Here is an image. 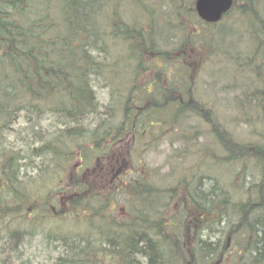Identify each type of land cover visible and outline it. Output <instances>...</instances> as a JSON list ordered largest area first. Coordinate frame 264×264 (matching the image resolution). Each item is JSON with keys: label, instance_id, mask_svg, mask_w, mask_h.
Returning <instances> with one entry per match:
<instances>
[{"label": "trees", "instance_id": "16d2710c", "mask_svg": "<svg viewBox=\"0 0 264 264\" xmlns=\"http://www.w3.org/2000/svg\"><path fill=\"white\" fill-rule=\"evenodd\" d=\"M205 62L246 75L243 99L264 118V0H234L216 24L194 0H0V217L18 218L6 236L21 244L40 220L63 218L41 233L52 264H264V129L246 142L222 129L194 91ZM192 117L221 154L199 153L175 185L111 158L134 132L196 136ZM20 120L23 147L10 140ZM43 156L79 164L69 187L65 176L38 179L48 186L35 198L23 170ZM206 161L214 173L200 170Z\"/></svg>", "mask_w": 264, "mask_h": 264}, {"label": "rangeland", "instance_id": "374dc122", "mask_svg": "<svg viewBox=\"0 0 264 264\" xmlns=\"http://www.w3.org/2000/svg\"><path fill=\"white\" fill-rule=\"evenodd\" d=\"M193 57L194 55L192 54L186 56V58ZM202 63L203 60L200 64ZM147 75V79H150V77L153 76V72L151 70L147 71L145 76ZM237 75L229 65L220 62H205L199 74L197 75V72H195L196 84L194 91L199 87L196 93V95H198L197 98H199L197 100L203 104L206 102L212 103L207 105L214 110L216 118L219 121L218 123L221 125L222 129H225L234 140L238 142L256 140L258 131L264 129V118L253 116L248 101L243 99V90L239 88L240 84L245 82L243 79L246 78V75L242 77H240L239 74ZM106 90L107 89L103 86L97 88L100 101L104 102L106 100ZM189 124L191 125L189 130L198 132L196 136L182 138L179 135L167 136L163 134L159 136L156 134L157 138H153L155 137L153 136L150 138V142H148V136L140 137L135 132L129 134L124 141L126 143H122V141L120 144L112 146L114 151L112 152L111 158L116 157L120 159L125 170L129 168L135 173H147V171H149L150 178L148 179L150 181H153L156 185L171 187L180 179L181 174L195 163V158L199 156V153H208L204 155L205 157L207 155L212 156L214 153L217 155L221 154L220 147H215L214 144H211L214 137H212L210 132V126L205 124L203 120L198 117H192ZM45 125L49 126L52 124H49V121L46 120L43 122L44 128H46ZM23 127H26V124L23 120H20L15 126L18 130H16L15 133L12 132L11 136L9 135L11 142L17 147L27 145L31 139L30 134L22 129ZM39 143V141L36 142V144ZM145 143H150V145ZM210 146L211 148H209ZM25 152L26 150H23L21 153L24 154ZM99 158L105 157L100 156ZM33 160L35 161L30 163L31 166L27 165L25 170H22L27 179L35 177V181L30 184V188L36 192L34 195L35 198L39 196V193L42 194L45 192V187L48 186L46 180H56V176H58V178H63L65 176L64 187H69V178L71 175H76L77 165L79 164L76 156L61 160L60 162L51 159L50 156H43L40 159L33 157ZM54 161H56V164ZM110 162L109 166L112 168L117 167L120 163L111 165ZM101 164H103V161ZM36 165L37 168H34ZM56 165H59V167H56ZM200 170L212 174L214 173V166L206 161V163L200 167ZM43 176L46 180L40 182L38 179H41ZM34 200H27L23 203V206L28 210L33 207ZM233 200H236L235 196H233ZM60 201L64 208H68V204H64L63 198H59V202ZM7 202H9V205L13 204L14 207L18 206L15 205L18 201L14 198H8ZM57 207L59 208L58 205H55L53 208L55 213H57ZM176 208L177 204L173 205L171 210H176ZM10 216L11 215L8 217ZM13 217L16 219L10 217L9 220H5V218L1 219L0 217V264H52L56 255L53 244L47 243V240L41 233L46 227L49 230L57 231L62 224L68 226L66 224L68 223L67 221L63 222L66 219L45 218L40 220L41 222L37 227V232L34 227L30 228L32 232L35 231V234L25 235L24 239L22 238L23 241L21 244H17L18 242L10 240L6 236L9 234L8 230L15 228L17 225L16 220H18V218L16 216ZM219 264H222V262ZM223 264H225V262Z\"/></svg>", "mask_w": 264, "mask_h": 264}, {"label": "water", "instance_id": "95a60500", "mask_svg": "<svg viewBox=\"0 0 264 264\" xmlns=\"http://www.w3.org/2000/svg\"><path fill=\"white\" fill-rule=\"evenodd\" d=\"M233 0H196L199 16L207 22H217L232 6Z\"/></svg>", "mask_w": 264, "mask_h": 264}]
</instances>
